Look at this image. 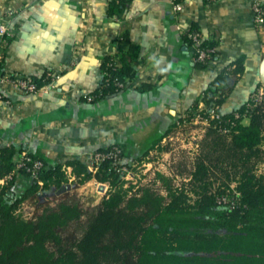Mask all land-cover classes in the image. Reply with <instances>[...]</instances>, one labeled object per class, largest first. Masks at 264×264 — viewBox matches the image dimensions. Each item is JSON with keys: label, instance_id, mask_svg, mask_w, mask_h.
Instances as JSON below:
<instances>
[{"label": "crops", "instance_id": "1", "mask_svg": "<svg viewBox=\"0 0 264 264\" xmlns=\"http://www.w3.org/2000/svg\"><path fill=\"white\" fill-rule=\"evenodd\" d=\"M253 1L185 0L175 11L171 0H131L110 14V0H0V22L11 29L0 44L4 66L38 83L48 71L60 75L54 89L37 95L3 88L11 104L0 101V146L15 144L55 165L86 162L92 152L120 144L128 161L142 163L238 61L244 71L231 72L222 85V111L240 108L261 83L264 32L254 23ZM193 26L217 43L218 57L206 69L197 66L187 39ZM111 57L131 64L133 86L89 101ZM17 176L25 188L29 179Z\"/></svg>", "mask_w": 264, "mask_h": 264}, {"label": "trees", "instance_id": "2", "mask_svg": "<svg viewBox=\"0 0 264 264\" xmlns=\"http://www.w3.org/2000/svg\"><path fill=\"white\" fill-rule=\"evenodd\" d=\"M130 1L111 0L110 14ZM194 30L200 31L193 26L190 32ZM203 46L216 48L212 58L217 59L214 40L205 39ZM196 57L194 54L200 69L208 68ZM104 69L108 74L99 98L117 92L114 79L134 77L131 64L123 57L108 58ZM242 71L243 63L238 61L234 70L226 68L216 76L188 109L189 116L200 102L222 109V85L231 72ZM262 87L259 83L256 91ZM250 103L251 99L233 112L222 111L223 121L230 122L236 112L248 110L249 123L238 122L230 133H223L219 123L211 122L193 157L189 177L179 185L161 172L150 184L134 185L122 178L112 160H105L92 175L86 162L53 165L30 153L45 162L39 172L40 185L25 170L15 171V159L22 148L0 146V180L15 171L0 185V264H264V174L258 173V165L264 162V98L252 107ZM123 159L125 164H133L124 152ZM65 165L73 168L79 184L95 178L109 185L86 223L81 224L84 213L80 205L70 200L45 207L33 219L26 218L21 208L28 199L66 188ZM18 174L29 179L25 188L18 186ZM158 183L166 193L154 187ZM222 194H229L233 207L217 202ZM72 223L80 225L82 233L66 239L62 233Z\"/></svg>", "mask_w": 264, "mask_h": 264}, {"label": "built area", "instance_id": "3", "mask_svg": "<svg viewBox=\"0 0 264 264\" xmlns=\"http://www.w3.org/2000/svg\"><path fill=\"white\" fill-rule=\"evenodd\" d=\"M184 1L185 0H171L173 9L177 11L181 3ZM208 1L214 2L217 0ZM251 9L257 29L264 32V0H254L251 4ZM10 35L11 29L9 25L5 22H0V44H5ZM188 37L192 42L195 54H197L196 61L205 63L207 64V67H209L216 60L215 58H212V54H215L216 48L203 46V42L206 38L201 31H191L188 34ZM108 66H113V62H110ZM107 74L108 72H105V75ZM59 78V74L48 71L43 78L44 83L40 85L34 79L23 74L14 73L6 68L3 64V54L0 52V101L5 102L6 104L10 105L11 100L3 90L5 86H10L23 95H37L54 89L56 81ZM114 83L117 92L133 86L132 79L129 77L125 78V80L116 78L114 79ZM100 96L101 93L92 94L89 95L87 99L93 101ZM263 98L264 90L263 88H260V90L251 97L249 107L256 105ZM247 112L248 110H246L244 114L236 112L233 120L230 122H224L222 118V109L219 105L213 104L208 107L204 102H200L198 108L194 111L193 116H189L188 110L182 114L183 119L181 118L176 122L173 131L168 134L162 142L165 143L168 141L172 143L171 141H174L175 139L181 140L183 149L194 157L199 152L200 142L212 121H216L217 124L219 123L220 130L223 133H230L238 122L244 123V120L248 118ZM105 160H112L115 170L120 172L122 178L129 182L133 181L136 176H141L140 173L146 174L147 171L156 168L157 163H159V161L154 160L152 156H149L146 161L142 163H133L129 166L124 163L123 148L118 144H114L106 150H97L90 154L86 161L88 171L92 173V175H95ZM160 166H162V164ZM44 167L45 162L42 159L33 157L27 151H22L15 159V171L25 170L30 174V178L37 180L40 185H43V181L39 178V172ZM64 171L69 177V182L77 179L71 167H64ZM14 172H12L7 178L0 180V183L4 184L7 179L13 176ZM92 180L95 181V185L100 192H103L106 195L109 190V185L106 183H99L95 178ZM232 189H234V185H232ZM217 202L220 204H227L230 207H233L235 204V202L231 200L229 194L218 195Z\"/></svg>", "mask_w": 264, "mask_h": 264}, {"label": "rangeland", "instance_id": "4", "mask_svg": "<svg viewBox=\"0 0 264 264\" xmlns=\"http://www.w3.org/2000/svg\"><path fill=\"white\" fill-rule=\"evenodd\" d=\"M261 85L264 90L262 82ZM171 142L172 143L168 141L165 143L162 142L160 147L151 155L152 158L159 161L160 164L157 163L156 168L152 169L153 171H147L146 174L140 173L141 176H136L130 183L139 186L150 184L156 177L155 175L157 172L172 176L174 178V183L177 185L186 182L192 168L193 156L183 149L181 140L175 139ZM161 164L162 166H160ZM258 173L264 174V162L258 165ZM174 174H178L179 176H175ZM154 187L160 192L166 193L160 183L156 184ZM104 197L105 194L100 192L93 182L85 185L76 183L72 188L66 186V188L60 190H49L46 193L30 198L22 205L21 212L26 218L33 219L41 214L45 207H55L64 200L75 201L83 210L84 215L81 219V224L84 225L87 221L89 212L96 207ZM81 233V226L72 223L62 234L66 239H74L79 237Z\"/></svg>", "mask_w": 264, "mask_h": 264}, {"label": "water", "instance_id": "5", "mask_svg": "<svg viewBox=\"0 0 264 264\" xmlns=\"http://www.w3.org/2000/svg\"><path fill=\"white\" fill-rule=\"evenodd\" d=\"M260 78H261V82L264 85V56L261 60V64H260Z\"/></svg>", "mask_w": 264, "mask_h": 264}]
</instances>
